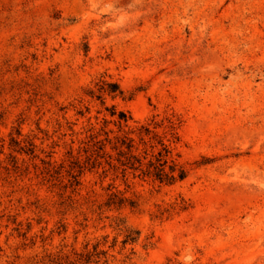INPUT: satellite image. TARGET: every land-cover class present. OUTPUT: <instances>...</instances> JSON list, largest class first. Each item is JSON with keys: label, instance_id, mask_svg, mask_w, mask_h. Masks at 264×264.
Returning a JSON list of instances; mask_svg holds the SVG:
<instances>
[{"label": "rangeland", "instance_id": "374dc122", "mask_svg": "<svg viewBox=\"0 0 264 264\" xmlns=\"http://www.w3.org/2000/svg\"><path fill=\"white\" fill-rule=\"evenodd\" d=\"M0 264H264V0H0Z\"/></svg>", "mask_w": 264, "mask_h": 264}, {"label": "trees", "instance_id": "16d2710c", "mask_svg": "<svg viewBox=\"0 0 264 264\" xmlns=\"http://www.w3.org/2000/svg\"><path fill=\"white\" fill-rule=\"evenodd\" d=\"M109 88V91H107L109 94H113L115 97L122 96L123 93L120 91L117 85H112ZM103 90L104 86L100 88V91ZM120 116L121 122L126 123L127 119L125 116L123 114ZM131 134L134 133L132 132ZM150 134L151 131H139V133L136 135L138 143H136L133 137L127 135L121 138L116 137L113 140L106 139V143L108 145H112V150L117 152L118 159L115 160L116 164L119 166V168H122L123 173L127 171L139 172L141 176L153 178L155 181H158L161 184L166 183L167 185H173L177 182L183 181L186 178V173L182 169L177 170L175 166H172L169 167V172H166L170 151L168 145H166L162 140H159L156 144V146L160 147V150L156 154L153 153L150 155V153L144 149L143 156H140L138 153L139 145L146 146L145 139L149 138ZM154 138H150L148 140L151 141L154 140ZM112 141L114 142L112 143ZM156 146H150V149L153 151ZM104 149L105 146H100L97 149L98 159H104L105 156H108V154L104 153ZM99 153H102V156H99ZM144 161H147V163L143 164ZM107 162L108 166L113 168L115 167L112 164L110 156H108ZM128 242H134V240L127 237L124 244Z\"/></svg>", "mask_w": 264, "mask_h": 264}]
</instances>
